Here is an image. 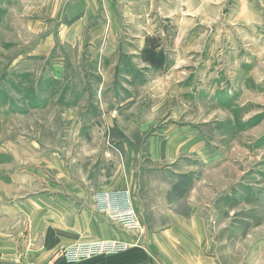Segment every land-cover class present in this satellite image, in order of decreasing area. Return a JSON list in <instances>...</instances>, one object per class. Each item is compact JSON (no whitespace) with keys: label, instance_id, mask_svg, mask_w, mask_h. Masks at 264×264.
Masks as SVG:
<instances>
[{"label":"rangeland","instance_id":"obj_1","mask_svg":"<svg viewBox=\"0 0 264 264\" xmlns=\"http://www.w3.org/2000/svg\"><path fill=\"white\" fill-rule=\"evenodd\" d=\"M142 1L141 7H131L133 13L141 14L135 23L130 18V6L125 11L121 6V11L116 7L124 21L115 33L121 39H130V33L139 31L157 34L148 38L152 37L161 51L164 66L151 72L152 82L148 87H135L137 100L129 102L127 99L123 103L118 100L108 108L113 110L120 104L122 112L118 119L125 127H136V113L142 114L144 141L166 126H190L191 133L187 137L195 143L196 149L182 159L180 170L190 167L192 173L202 178L214 177L216 173L223 181L217 196L227 200L225 196L232 195V199H228V203L233 202L232 206L222 202L214 212L215 199L207 192L213 220L212 213H208V217L215 226L209 229L213 239L217 238L226 251L224 264H264V10L259 11L253 22H235L234 0H225L221 8L207 6L209 0H204L205 6L186 7L189 14L183 9L179 15L185 20L177 22L173 16H164L162 5L159 4L161 12L156 11L157 0ZM38 2L9 0V5H1L3 10L0 8V17L2 13L6 15L4 21H0V215H5L8 204L4 196L7 195L5 187H10L7 184L10 175L17 174L14 179L21 184L29 179L30 169L38 167L41 156L55 153L60 143L69 147V142L77 141L69 114H64L73 107L69 101H62L64 94L59 93L62 88L59 81L63 78L68 83L72 80L77 83L82 73L75 66V49L94 46L91 33L95 30L111 31L105 5L100 6L95 20L77 23L68 20L79 10L70 5H64L57 18L44 16L45 19L40 17L36 21ZM176 3L180 4L181 0ZM182 7L176 5L175 9ZM61 20L63 25H60ZM199 31L203 34H197ZM57 57L67 58L68 62L63 76L55 82L53 60ZM112 72L106 70L107 75L113 76ZM87 107L86 103L80 108ZM138 152L144 164L139 171L150 173L145 171L147 153ZM213 192L215 190L211 195ZM121 194L127 195L131 202L127 188L94 190L90 194L92 207L105 213L119 225L120 231L141 233L134 207L136 226L123 224L116 219V213L99 207L103 203L117 206L110 199L99 200V195L117 197ZM118 210L126 216L121 207L118 206ZM32 216L35 215L21 218L19 230H11L16 240H28L36 232L34 228L30 232L32 223L37 222V216ZM104 242L103 246L95 248L86 246ZM119 243L121 246H117ZM75 247L80 248L77 256H73ZM129 247V242L116 239L73 241L59 246L41 264H78L100 255H115ZM16 249L19 256L24 253Z\"/></svg>","mask_w":264,"mask_h":264},{"label":"crops","instance_id":"obj_2","mask_svg":"<svg viewBox=\"0 0 264 264\" xmlns=\"http://www.w3.org/2000/svg\"><path fill=\"white\" fill-rule=\"evenodd\" d=\"M224 2L209 0L206 5L221 8ZM141 3L143 5L142 0H39L37 3L36 21L40 17L45 19L44 16L57 18L64 5H70L79 8L68 18L77 23L95 20L100 6L105 5L111 31L108 29L104 33L97 29L91 33L94 46L75 49V66L82 73L77 77V83L74 80L68 83L63 78L59 81L62 82L59 93L64 94L62 101H69L73 107L64 114H69L70 127L77 141L66 142L69 147L60 143L55 153L41 156L38 167L29 171L34 179L30 174H27L30 180H23L21 184L14 179L17 174L8 179L10 187H5L7 195L4 196L8 204L5 215H0V264H41L59 246L73 241L106 239L124 240L130 243V247L115 255H100L78 264H224L226 251L217 238L213 239L209 229L215 226L208 217V213H212L213 220L207 192L215 199L214 212L222 202L232 206L233 202L228 203L232 195L225 196L227 200L217 196L223 181L216 173L214 177L202 178L192 173L190 167L180 170L182 159L196 149L195 143L187 137L191 127L166 126L153 132L156 136L144 141L142 114L136 113V127H125L118 119L122 112L120 104L113 110L108 108L110 103L118 100L122 103L127 99L129 102L137 100L135 87H148L152 82L151 72L164 66H153L143 55L148 36L157 34L139 31L130 33V39H121L115 33L124 21L116 7L121 6L125 11L130 6V18L135 23L141 14L133 13L131 7H141ZM205 3L204 0H181L180 4L176 0H157L156 11L161 12L160 4L165 8V17L173 16L180 22L185 20L179 15L183 9L189 14L186 7H201ZM234 3L235 22H253L259 11L264 10V0H234ZM6 4H10L9 0H0L2 10L1 5ZM176 5L184 7L177 10ZM4 17L6 15L2 13L0 21H4ZM60 25H63L62 20ZM197 34L203 33L199 31ZM53 62V77L57 82L66 71L68 60L57 57ZM106 70H112L113 76L107 75ZM78 85L82 86L76 87ZM82 102L88 104L86 109L80 108L84 106ZM138 151L147 153L145 171L150 173L139 171L144 164ZM116 188L128 189L130 205L139 215L141 233L120 231L119 225L105 213L93 209L92 191ZM27 215L37 216V222L30 227L31 233L32 228L36 232L28 240H16L11 230H19L21 218ZM222 224L219 223L218 228ZM3 229L7 232H2ZM32 246L37 249H31ZM16 247L24 253L19 256ZM146 247L151 252L145 250Z\"/></svg>","mask_w":264,"mask_h":264},{"label":"built area","instance_id":"obj_3","mask_svg":"<svg viewBox=\"0 0 264 264\" xmlns=\"http://www.w3.org/2000/svg\"><path fill=\"white\" fill-rule=\"evenodd\" d=\"M103 198L112 200L113 202H115L117 204V206H109V205L103 203V204L99 205L100 208L104 207V209H106L107 211H112V212L116 213V215H117V218L116 219L118 221H121L123 224L134 225V226L137 225L135 212H134V210L132 209V207H131V205L129 203V200L127 198V195L121 194V195H118L117 197H113V196H109V195H106V196L99 195V200H102ZM118 206L121 207L125 211L126 216H123V214L121 213V211H119V210L116 211V209L118 208ZM104 244H105V242L104 243H100V244L98 243L97 245L94 244V243H91V244L86 245V246L88 248H95L98 245L103 246ZM117 246H121L120 243ZM117 246H115L116 249H119ZM112 248H111L110 251H113ZM79 249L80 248H76L75 247V253L73 254V256H77V254L79 253ZM71 260H75V259H71Z\"/></svg>","mask_w":264,"mask_h":264},{"label":"trees","instance_id":"obj_4","mask_svg":"<svg viewBox=\"0 0 264 264\" xmlns=\"http://www.w3.org/2000/svg\"><path fill=\"white\" fill-rule=\"evenodd\" d=\"M144 58L149 61L153 66L159 67L163 64V55L157 46L154 44L152 38L147 39V44L143 48Z\"/></svg>","mask_w":264,"mask_h":264}]
</instances>
